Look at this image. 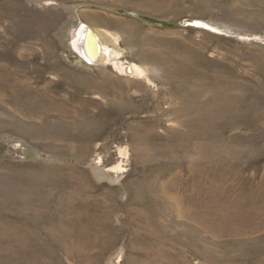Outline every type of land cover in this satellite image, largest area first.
Returning a JSON list of instances; mask_svg holds the SVG:
<instances>
[{
	"label": "rangeland",
	"instance_id": "374dc122",
	"mask_svg": "<svg viewBox=\"0 0 264 264\" xmlns=\"http://www.w3.org/2000/svg\"><path fill=\"white\" fill-rule=\"evenodd\" d=\"M0 264H264V0H0Z\"/></svg>",
	"mask_w": 264,
	"mask_h": 264
},
{
	"label": "bare ground",
	"instance_id": "6f19581e",
	"mask_svg": "<svg viewBox=\"0 0 264 264\" xmlns=\"http://www.w3.org/2000/svg\"><path fill=\"white\" fill-rule=\"evenodd\" d=\"M104 38L112 41L116 45L118 38L114 34H106ZM106 40V39H105ZM103 42V37L96 33L93 29L87 28L86 26H81L75 39L73 40L74 49L88 62L95 61L97 58L102 63H108L112 60L121 57V53L115 52L108 48L106 45L99 47L98 42ZM117 61V60H116ZM114 67L120 72H127L128 70H133L137 76H142L143 71L136 65L124 66L122 63L113 62ZM115 170H120V165L114 168Z\"/></svg>",
	"mask_w": 264,
	"mask_h": 264
}]
</instances>
